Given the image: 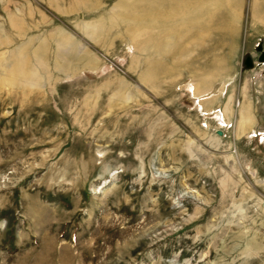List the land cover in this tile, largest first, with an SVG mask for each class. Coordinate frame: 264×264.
<instances>
[{
	"label": "rangeland",
	"instance_id": "1",
	"mask_svg": "<svg viewBox=\"0 0 264 264\" xmlns=\"http://www.w3.org/2000/svg\"><path fill=\"white\" fill-rule=\"evenodd\" d=\"M263 54L264 0H0V264H264Z\"/></svg>",
	"mask_w": 264,
	"mask_h": 264
},
{
	"label": "bare ground",
	"instance_id": "2",
	"mask_svg": "<svg viewBox=\"0 0 264 264\" xmlns=\"http://www.w3.org/2000/svg\"><path fill=\"white\" fill-rule=\"evenodd\" d=\"M123 6H125L123 4ZM126 8V7H125ZM124 8V9H125ZM123 12V11H121ZM119 14V12H118ZM117 14V15H118ZM121 14V13H120ZM118 19V18H117ZM86 24V23H85ZM83 26V25H82ZM85 35L91 40V41H96L97 36L98 35H103L105 34V32L103 31V27L102 25H99L97 23L96 24H86L82 27ZM47 42L48 41H55V43H57V46L66 53V58H67V62L63 63L62 65H60L61 61L59 59V57H57V60L59 59L58 63H57V68L58 69H63V67H66L67 64L69 63H75V68L76 67H84V68H88V69H95L96 66L98 65L97 59L95 58V56L93 54H91L90 52H87L83 49H81V56L80 57H76L73 53H72V47H74L75 45V40L73 41V39L64 31H57V32H52L49 35H47ZM42 43V42H41ZM39 44L40 47H35L34 49V56H35V60L39 61V62H43L46 59V56L48 54V46L47 44ZM79 46V45H77ZM82 46V45H80ZM30 49V47H29ZM50 49V48H49ZM58 49V48H57ZM23 50V49H22ZM21 51V50H20ZM29 54V53H28ZM79 54V53H78ZM49 56V54H48ZM17 58V57H16ZM22 58V57H21ZM33 59V58H32ZM49 59V58H48ZM62 59V58H61ZM63 60V59H62ZM64 61V60H63ZM39 64V63H38ZM72 65V64H71ZM69 66V65H68ZM72 67V66H71ZM73 67V68H74ZM10 68V67H9ZM34 68H36L34 66ZM71 69V68H70ZM77 69V68H76ZM20 70V67H19ZM25 70V69H24ZM35 70V69H34ZM69 70V69H68ZM29 72V71H28ZM67 72V71H66ZM30 74V73H29ZM35 77V76H34ZM40 80V79H39ZM33 84H36V81H32ZM121 86V85H120ZM119 93V92H118ZM123 93V92H122ZM124 94V93H123ZM129 98V97H128ZM244 104V103H243ZM241 107V111H240V127L242 129L246 128L247 126H249L250 122L253 120V116L251 113V108L246 105H244ZM221 112V111H220ZM224 114L221 112V118L224 120ZM239 127V126H238ZM239 127V128H240ZM244 131V130H243Z\"/></svg>",
	"mask_w": 264,
	"mask_h": 264
},
{
	"label": "water",
	"instance_id": "3",
	"mask_svg": "<svg viewBox=\"0 0 264 264\" xmlns=\"http://www.w3.org/2000/svg\"><path fill=\"white\" fill-rule=\"evenodd\" d=\"M262 56H263L262 58L264 59V54ZM245 64L248 67L252 66V64H253V58H252L251 55H247V57L245 59Z\"/></svg>",
	"mask_w": 264,
	"mask_h": 264
}]
</instances>
